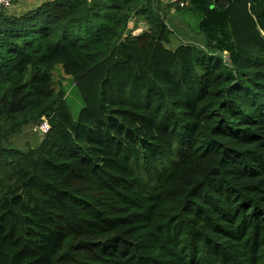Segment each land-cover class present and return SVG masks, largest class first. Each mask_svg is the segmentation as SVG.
<instances>
[{"label":"trees","instance_id":"16d2710c","mask_svg":"<svg viewBox=\"0 0 264 264\" xmlns=\"http://www.w3.org/2000/svg\"><path fill=\"white\" fill-rule=\"evenodd\" d=\"M183 1L0 7V264H264V0Z\"/></svg>","mask_w":264,"mask_h":264},{"label":"rangeland","instance_id":"374dc122","mask_svg":"<svg viewBox=\"0 0 264 264\" xmlns=\"http://www.w3.org/2000/svg\"><path fill=\"white\" fill-rule=\"evenodd\" d=\"M161 4L159 7V11H165L167 13L168 19H173L176 24L180 26V28H184V24L182 23V16L178 15L175 12V6H173V2L171 0H160ZM183 4L185 3L190 4L191 1H183ZM27 7L23 8L21 11H18L15 9V7H11V13H21L23 10H30L37 6V3L34 2H27ZM15 11V12H14ZM139 19H133L129 23V27L137 26L139 23H141V17H138ZM188 29V28H186ZM178 39L175 41V45H177ZM55 85L59 87V85H62L67 90V101L69 103V106L71 108L72 114L74 118H77L79 115V112L81 110V107L83 106V102L81 100V97L76 90L74 82L71 81V78L65 75V73L62 71L61 67L58 66L55 71ZM27 121V122H26ZM37 123V120H24L21 119L20 122H18L16 125L12 126L6 133L7 137L4 140L2 138L3 145H7L8 147H15L19 148L21 150L26 151L30 147H37L40 145L43 136H41L36 130L35 125ZM3 133L0 135L2 136Z\"/></svg>","mask_w":264,"mask_h":264},{"label":"built area","instance_id":"2783aa9c","mask_svg":"<svg viewBox=\"0 0 264 264\" xmlns=\"http://www.w3.org/2000/svg\"><path fill=\"white\" fill-rule=\"evenodd\" d=\"M172 2H177L179 0H171ZM14 6V0H0V7H5L7 9H11ZM146 29V25L142 22L139 23L133 30L132 33L134 35L142 33ZM51 128V124L49 118L43 116L41 120L35 125V130L41 135L45 136L49 133Z\"/></svg>","mask_w":264,"mask_h":264},{"label":"crops","instance_id":"0c3cea01","mask_svg":"<svg viewBox=\"0 0 264 264\" xmlns=\"http://www.w3.org/2000/svg\"><path fill=\"white\" fill-rule=\"evenodd\" d=\"M37 3V5L41 4L42 2L46 1V0H19L15 5V9H17L18 11H21L23 8L27 7L26 3L27 2H34ZM35 8V7H34ZM29 10V9H28ZM15 12V11H14ZM136 19H139L138 17H136Z\"/></svg>","mask_w":264,"mask_h":264}]
</instances>
